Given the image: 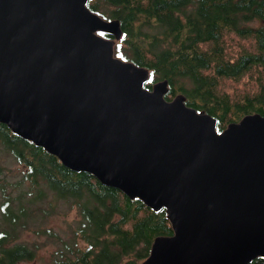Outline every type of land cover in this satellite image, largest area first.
<instances>
[{"label":"water","instance_id":"obj_1","mask_svg":"<svg viewBox=\"0 0 264 264\" xmlns=\"http://www.w3.org/2000/svg\"><path fill=\"white\" fill-rule=\"evenodd\" d=\"M88 0H0V122L151 208L173 233L141 264H247L264 257V114L219 131L168 99L169 79L115 55L123 34ZM99 31L112 33L107 37Z\"/></svg>","mask_w":264,"mask_h":264},{"label":"trees","instance_id":"obj_2","mask_svg":"<svg viewBox=\"0 0 264 264\" xmlns=\"http://www.w3.org/2000/svg\"><path fill=\"white\" fill-rule=\"evenodd\" d=\"M104 1L108 14L91 0L87 4L104 17L120 20L123 34L115 41V55L149 68L145 86L152 88L155 81L168 78L166 97L183 92L187 104L217 117L219 131L247 113L264 114V0ZM254 20L257 24L249 23ZM229 30L253 35L256 49L230 58L224 42ZM256 69V87L240 100L219 91L222 77L239 79ZM0 138L25 163L26 177L32 181L31 189L15 194L0 183V219L5 224L0 222V264L34 258L39 244L16 240L21 228L32 226L36 233L61 241L53 264H139L149 255L155 236L173 233L165 208L155 210L90 172L72 170L3 122ZM47 189L77 209L75 227L64 237L45 226L49 210L38 202ZM247 264H264V257Z\"/></svg>","mask_w":264,"mask_h":264},{"label":"rangeland","instance_id":"obj_3","mask_svg":"<svg viewBox=\"0 0 264 264\" xmlns=\"http://www.w3.org/2000/svg\"><path fill=\"white\" fill-rule=\"evenodd\" d=\"M97 3L100 11L108 14V3L104 0H91ZM100 13L99 11H97ZM101 14V13H100ZM251 24H257V21L249 22ZM224 42L226 46V53L230 58H235L238 53L243 50L253 51L256 49L255 39L253 35L239 36L234 31H226L224 36ZM206 47L207 45L204 44ZM259 70H252L250 73L242 76L239 79L224 78L220 79L219 91H225L230 95L233 100H240L245 93L256 87V81L254 78L258 75ZM260 77V76H259ZM164 79V78H163ZM0 167L2 172L0 173V183L4 182L7 189L13 194L17 193L21 188L31 189L32 181L26 177L25 163L20 162L15 158L13 152L0 138ZM26 177V179L24 178ZM1 189V187H0ZM1 193V190H0ZM63 199V201L61 200ZM67 198L57 197L55 191L47 189L46 196L38 203L45 209L49 210V215L46 217L45 226L52 228L59 236L64 237L68 235L69 230L74 229L76 219H78V213L76 207L71 203H66ZM32 202L31 204H34ZM56 210V211H55ZM3 227L5 226L2 219H0ZM30 228H21L16 240L18 241H36L39 249L36 251L34 258L22 260L21 264H53L55 262L58 248L60 247V240L57 241L49 237V234H38L36 230ZM140 262L139 264H141Z\"/></svg>","mask_w":264,"mask_h":264},{"label":"flooded vegetation","instance_id":"obj_4","mask_svg":"<svg viewBox=\"0 0 264 264\" xmlns=\"http://www.w3.org/2000/svg\"><path fill=\"white\" fill-rule=\"evenodd\" d=\"M89 1V0H88ZM88 3V2H87ZM98 9H99V7H98ZM95 11V10H94ZM97 12V11H96ZM103 16V15H102ZM104 17V16H103ZM105 18H107V17H105Z\"/></svg>","mask_w":264,"mask_h":264}]
</instances>
